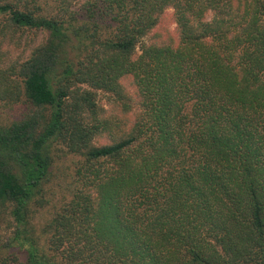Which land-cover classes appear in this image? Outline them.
Here are the masks:
<instances>
[{
    "label": "trees",
    "instance_id": "obj_1",
    "mask_svg": "<svg viewBox=\"0 0 264 264\" xmlns=\"http://www.w3.org/2000/svg\"><path fill=\"white\" fill-rule=\"evenodd\" d=\"M5 23L47 37L0 69L30 106L0 124V264H264V0H0Z\"/></svg>",
    "mask_w": 264,
    "mask_h": 264
},
{
    "label": "rangeland",
    "instance_id": "obj_2",
    "mask_svg": "<svg viewBox=\"0 0 264 264\" xmlns=\"http://www.w3.org/2000/svg\"><path fill=\"white\" fill-rule=\"evenodd\" d=\"M172 27L173 26L170 28ZM46 37L47 33L40 29L14 28L6 26V23L0 25V69H3L6 73L10 72V66H14L25 59L29 55L30 51L35 46L42 43ZM67 58L72 59L74 62L77 60V56H75L74 52L70 51V48H68ZM82 86L90 88L88 84H83ZM122 86L130 91L132 89L131 85L126 80L122 81ZM95 103L97 105L96 115H98V118L101 119L107 116L120 117L119 126H113V130H110L112 134L116 132H126L134 119V109L127 112L122 111L119 106H117V103L114 102V96L111 97L109 94L100 89H97L96 91ZM29 109L30 106L28 102L21 97V94L17 100H14L9 97H5L3 92L0 90V124L9 123L11 120L18 119ZM85 112L81 110V116H79V118L81 121L84 120L86 123H90L94 120V118L90 116L89 113L86 114ZM85 122L83 123L86 124ZM110 135L103 132L101 135L95 136L92 142L95 144L109 142L111 138ZM64 159L65 165H70L71 157ZM50 185L51 184H46L44 189ZM53 199L47 206L36 208L34 216L31 219L32 222L35 224L44 223L45 219L49 216V211L47 209ZM9 222V216L5 211V207L0 205V245H2L1 241H3V239L9 234Z\"/></svg>",
    "mask_w": 264,
    "mask_h": 264
}]
</instances>
